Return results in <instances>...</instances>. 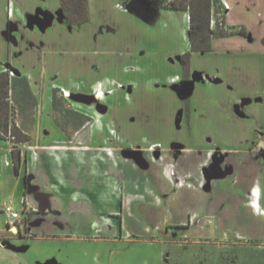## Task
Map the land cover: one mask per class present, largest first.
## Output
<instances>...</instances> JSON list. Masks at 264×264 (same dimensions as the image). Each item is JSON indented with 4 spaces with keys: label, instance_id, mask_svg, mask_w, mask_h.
Returning a JSON list of instances; mask_svg holds the SVG:
<instances>
[{
    "label": "crops",
    "instance_id": "crops-1",
    "mask_svg": "<svg viewBox=\"0 0 264 264\" xmlns=\"http://www.w3.org/2000/svg\"><path fill=\"white\" fill-rule=\"evenodd\" d=\"M222 1L229 3L228 0ZM10 2H13V18L8 11L11 7ZM115 3L119 8L126 10V14L132 16V19H136L135 24H142L150 32L152 25L158 24L160 17L168 16L183 36L181 45L174 44V49L169 54L173 55L171 57H180L190 49L188 20L186 16H178V10L162 9L161 12L166 11L158 15L156 19L145 18L146 23L139 17L140 23L139 18L124 7L122 0H88L90 19L81 25L70 27L60 15L62 0H0V61H7L10 65L18 67L29 77L32 86L49 89L60 87L69 89L71 92L84 86L94 87L96 82L107 81L108 87L113 86V83H129L137 94L140 88L147 86L152 89L155 88L156 81L160 85L169 78L180 75L182 65L179 59L172 61L169 57H161L156 61L151 56L156 52L157 41L161 46L160 42L165 40L161 35L158 37L154 35V41L149 37L143 40L142 47L147 48L146 54L141 55L143 58L137 56L136 52L127 51L125 53L127 57L121 61L114 58H101L97 62L93 56H90L88 61L82 60L79 51L75 49L84 39L90 43L91 47L93 44L97 46L102 43L104 51H109L110 48L105 41L110 40V36L114 34L115 24L109 21H100L96 24V21L98 22L100 18V12H106ZM49 13H56L59 17L53 21ZM48 18L51 20L50 24L42 26L41 23ZM11 22L20 26L18 31L12 34L15 40H18V44L10 37ZM30 22L35 23L36 26H29ZM100 24L106 27L103 31L99 30ZM108 25L110 26L107 28ZM28 41H42L43 46L41 49L31 50L27 46ZM166 44V49L171 48V44ZM70 49L74 52L69 55ZM216 59L207 61L210 70L218 67L219 61ZM250 63L254 66L255 72H258L257 78H261V75H264V53L251 57ZM199 64L200 62H197L194 57L193 68H201L204 65ZM95 65L100 67L98 72L93 69ZM103 69L110 72H105ZM3 70L4 68L0 66V72ZM41 81L43 84H39ZM263 83L258 82L252 88L250 84L236 80L234 84L237 86V91H230L225 84L198 88V90L206 91L207 96H211L214 105L208 109L201 105L196 110L197 114L204 111L205 115L193 118V127L190 131L186 121L181 123L182 135L185 137L181 141L182 150L178 153L165 150L167 156L170 153V157L164 159L153 156L150 150H146V153L143 151L144 155L139 156L144 159L142 166L124 156L115 141L119 140L127 147H131V142L125 143L129 141L128 139L138 138L141 141H148V137L157 135L145 128L146 124L143 120L130 121L123 108L120 109L122 112L118 117H100L94 110L86 109L96 119L99 118L98 122L91 127L94 138L89 144L65 143L69 140L66 132L53 120V134L47 132L42 135L58 136L61 142L27 146L28 154L22 153L24 160L19 173L14 167L10 142L0 137V241L4 237L8 239L13 237L8 233L9 215L4 211V206L10 204L8 199L14 197L23 186L22 180L25 173L29 176V184L28 190L25 189L26 186L23 187L24 206L26 197L29 205L33 206L35 214L41 218L46 216L51 218L53 215L51 212L54 211L61 216L63 211L75 213L79 207L81 209L83 206L81 202L87 203L86 210L92 208L95 210L99 205L111 210L123 209V206H128L131 199H142L141 195L134 196L129 191L121 192L125 184L128 189L141 178L146 187V194L152 197L149 204L154 200L162 201L161 194L168 197L172 205L174 203V218L164 219V216V226L189 223V227L185 230H190L194 222L197 221L198 224V220H202L203 228L207 230L210 227L206 225L211 224L204 221L206 218L215 217L217 225H214L212 229L214 233L226 230L245 233L244 229L247 228L238 227L241 224V218H238L250 215L256 226L261 229L260 225L264 223V155L260 154V150L264 147V138H261L258 144H252L250 140L256 132L224 129L221 120L227 117L228 109L219 100L221 98L223 101L229 96L231 102H235L242 95L263 93ZM122 102L135 103L131 96L129 99L124 97ZM178 102L174 101V113L179 105ZM195 106L198 107L197 104H193L195 109L197 108ZM80 108L85 109L84 106ZM256 112L261 121L264 117L261 105L257 107ZM161 125L165 128L163 121ZM167 133L163 132V135ZM169 134H172V130ZM98 136L106 137V139L96 140ZM207 137H213L214 142H207ZM160 138L155 140L152 138L150 142L163 141ZM219 146L222 150L229 151L235 172L205 183L202 170L211 159L208 153ZM144 171L147 173L144 174ZM254 188H259L257 197H253L251 193ZM249 197L253 200L254 207L249 203ZM56 229L61 230L58 227ZM249 237L253 241H264V236L253 238L249 235ZM0 264H29V261L15 248L0 244Z\"/></svg>",
    "mask_w": 264,
    "mask_h": 264
},
{
    "label": "rangeland",
    "instance_id": "rangeland-1",
    "mask_svg": "<svg viewBox=\"0 0 264 264\" xmlns=\"http://www.w3.org/2000/svg\"><path fill=\"white\" fill-rule=\"evenodd\" d=\"M188 1L189 0H165V4L180 2L189 3ZM221 1L222 0H217V4L213 6L212 10V17L217 21H221L223 16L226 17L224 4L223 2L221 3ZM228 2L232 6V13L229 16L230 21L244 23L248 26L250 31L254 33L255 38L264 36V0H228ZM129 6L137 14L147 16L150 19H156L158 15L166 11L164 10L161 12L160 10L162 9L159 11L157 9L153 10V3L149 0H130ZM225 7L227 6L225 5ZM126 12V10L116 6L115 3L110 6L106 12L102 11L99 13L100 18H98L96 24H99L100 21H109L111 24H115V31L113 30L114 34L110 36V40L105 41L106 44L108 43L107 47L110 49L109 51H104L105 48L101 46L102 43H99L97 46L93 44L91 47L90 43H87L84 39L83 42H79V46H76L77 49L74 48L75 51H79V56L82 57V60L86 59V61H88L90 56H93L96 58V61L101 58H114L121 61L123 58L127 57L125 55L127 51L136 52L138 54L137 56L144 55L147 52V48L144 49V47H142L143 40L149 37V39L154 41V35L157 37L161 35L165 40L160 42L161 46H159V41H157L158 46L156 47V52L151 55L153 59L156 61L160 60L161 57H169L172 61L177 59V57H171L173 55L169 54L172 49H174V44H182L183 36L168 16L164 17L163 15L160 17L158 24L152 25L154 29L152 28L150 32L146 30L145 28L147 27H144L142 24H135L136 19H132V16L126 14ZM178 12V16H186L189 26V11L178 10ZM133 14L136 15L137 18L140 17L142 21L146 23L143 16H139L135 13ZM140 18L139 21L141 23ZM101 26L100 24L99 30H101ZM109 26L110 25H108L107 28ZM238 41L239 46L242 48L249 49V46H251L245 39H239ZM214 42L216 44L215 49L218 51L224 49V47H233L236 44V39L217 40ZM166 43H169V45L171 44V48L166 49ZM259 46L261 45H258V47ZM251 48L253 49L254 47L251 46ZM113 49L114 51H112ZM72 52H74V50L70 49L68 54L70 55ZM148 56L149 55H147V57ZM205 64L209 66L207 62H205ZM181 67V75L184 78V75L189 74V71L185 70L184 72L183 66ZM103 70L105 72H110L105 69ZM263 77L264 75H261V78H257L256 82H261L262 84V82H264ZM175 79H177V77H175ZM104 82L107 83V81ZM156 82L154 84L155 88L151 89L145 85L146 87L140 88L137 94L133 93L131 97L134 99L135 103H124V106L119 108L125 109L126 116L130 121L137 122L143 120L146 124V129L155 132L157 136H162L164 128L161 122L165 120V117L167 119L170 117L173 118L174 116V107L172 105L174 104V94H170V92L166 90L162 91L161 87H159ZM39 84H43V82L41 81ZM184 85L188 87L190 84L187 82ZM33 89L39 97V106L37 107L38 124L33 131L32 145L61 142L58 136L48 137L42 135L47 132L53 134V88L49 89L47 87L33 86ZM59 89V96L64 97L72 108L85 115L90 114L86 109L94 110L97 107V103L101 104L100 100L97 101V103L92 101L88 103V106H84L85 109L80 108L82 105L79 104L69 89ZM73 91V93H75L81 91V89L77 88ZM106 91L107 89L103 91L100 90L101 94L99 92L95 94L100 96ZM184 93L187 95V88L184 90ZM85 97L88 98H84V100L90 99L87 95H85ZM95 98L97 99L96 96ZM94 111L100 117H107L104 113H99V111L97 112L96 110ZM90 118L91 120L86 122L79 131L72 132V129H69L72 133L70 135L66 133L69 140L65 143H91L94 138L92 136L91 127L98 122L99 118L96 119L94 116ZM166 138V135L163 136L164 142L167 140ZM97 139L105 140L106 137L98 136L96 137V140ZM128 140L129 141L125 143L131 142V147H127L119 140H116L115 144L116 146H120L119 149L122 152H127L129 155H132L129 158L135 161L133 157L144 155L142 148L139 147L141 140L138 141V138H131ZM166 143H170V147L167 146L168 149L165 147L166 151L169 152V150L171 151L174 149L173 142L166 141ZM27 146L30 145L26 144L21 146L23 155L28 154ZM165 150L152 151V155L156 157L158 153V159L160 157L162 159L170 157V153H168L167 156ZM210 154L213 155L214 152L211 151ZM213 161L214 159H210L209 164ZM23 165H25V163ZM145 173H147V171H144V174ZM28 180L29 176L25 173L22 180L23 186L20 187L14 197L12 196L8 199V202H10V204L12 203L19 212H22L24 208L23 187H25L26 182L27 186L25 189L28 190ZM123 191L124 193H126V191L128 193L129 191V193L131 192L134 196L141 195L142 199H131L128 206H123V209L117 208L114 210L103 205L96 207L99 209L95 208L94 210V208H92L86 210L85 204L87 203L81 202L83 206H81V209L79 207L75 213L63 211V215L61 216L60 213L54 211L51 212V214H53L51 218L46 216V218L40 217L39 219H37L38 216L35 214L33 206L31 204L29 205L25 197L26 204L21 214L22 220L18 222L19 231L14 233L12 227L9 226L8 233L13 237L9 239L4 237L3 240L0 241V244L18 250L19 253L29 261V264H242L243 258L244 260L248 258L251 259L253 250L259 249L264 251V241H253L249 237V235L253 236V238H260L257 236L263 237L264 223L260 225L261 229H259L250 215H244L238 218H241V224L238 227L242 229L244 227L247 228L244 229V232L249 235L237 230H226L214 233L212 229L214 225H217V222L215 217H212L206 218L204 221L207 223L209 222L211 225L213 224L212 227L211 225H206V227H210L207 230L203 228L204 224L202 220H198L197 224L194 218L196 222H194L193 228L190 230L174 229L177 233L171 237L170 234L166 235V231H170L169 227L173 226H164L163 222L164 216V219L174 218V203L172 205L168 197L161 194L162 201L158 202L154 200L150 205L149 202L152 200V197L146 194V187L141 178L137 180V183L130 185L128 189L127 184H125L121 192ZM248 199L249 203L252 204L253 200L250 197ZM252 206L254 207L253 204ZM34 220H36L35 224H33ZM31 226H33V230ZM228 226L236 228L232 225ZM57 227L61 230H57ZM3 242H6V244ZM257 244L258 246H256Z\"/></svg>",
    "mask_w": 264,
    "mask_h": 264
},
{
    "label": "flooded vegetation",
    "instance_id": "flooded-vegetation-1",
    "mask_svg": "<svg viewBox=\"0 0 264 264\" xmlns=\"http://www.w3.org/2000/svg\"><path fill=\"white\" fill-rule=\"evenodd\" d=\"M130 0H128L129 3ZM123 2V1H122ZM153 3L152 9L156 10V5H157V0H151ZM224 4V9H225V14L226 17L223 16L221 21L215 20L213 17L211 19V28L212 31L210 32V39H211V50L209 51H195L193 50L192 43L190 40V49L183 53L180 57H177V59L180 60L181 65L183 66L184 72L185 70L189 71V74H185L184 78L182 77V73L180 75H175L178 76L177 79H175V76L172 78H169L166 82L164 83H159L157 84L159 87H161L162 91L166 90L170 92V94H174V101H179V105H177V108L175 109V113L173 118H167L165 117V120H163V125L165 124L164 132L167 134L162 135L160 139H163V136L166 135V141L171 143L173 142V150L172 152L178 153L182 150L183 144L181 141L185 138L182 135V124L184 121L187 122L188 125V130L190 131L193 127V118H200L204 114L200 113L197 114L196 110L200 108L201 105L206 106L205 108L208 109L214 105L212 102L213 99L211 96H207V92L201 91L200 89L202 88H208L212 86H218V85H226V87L230 91H237V86L234 84V81H241L244 84H250L252 88L257 84V74L258 72H255V69L253 68L252 64L250 63L251 57L254 58L255 55L257 54H263L264 53V36L261 38H255L254 33L250 31L248 26H246L244 23L241 22H233L228 19L230 16L232 6L228 3V7H225V2ZM217 4V3H216ZM11 7L13 6V2H10ZM10 7L9 14L13 18L14 15V8ZM125 7V6H124ZM135 14L133 10H129ZM159 11V10H158ZM57 13V12H56ZM56 13H49L53 21L57 20L56 18L59 17L58 14ZM61 17H63V20L68 24V26H73V25H81L85 22H87L90 19V13H89V18L87 21L82 22V23H77V24H70L68 22V15L67 12L65 11L62 3V8H61ZM139 16H143L144 18H147V16L137 14ZM213 16V15H212ZM55 17V18H54ZM191 18V17H190ZM226 18V20H225ZM43 19V18H41ZM191 20V19H190ZM10 30L9 32L11 33V38L18 44V40H15L14 36L12 35L14 31H18L19 25L17 23L11 22L10 23ZM29 26H36L35 23L30 22ZM31 27V28H32ZM106 28L104 25L101 26V30ZM220 32L223 34L219 36ZM188 33H189V39H190V34H191V21H189V26H188ZM226 39H236V44L234 45L235 47L231 48H226L222 50L216 51L215 49V42L217 40H226ZM239 39H245L246 42L249 43V45L253 46L254 48L252 49L251 46H249V49L242 48L239 46ZM258 45H261L258 47ZM27 46L31 50H37L41 49L43 46V42H35V41H28ZM189 53V60L188 63L186 64L184 62V56ZM213 53V55H212ZM196 55V56H195ZM197 59V62H200L199 65H203V67H197L193 68L192 62L193 58ZM217 58V59H216ZM176 59V60H177ZM218 60V67L215 70H210L205 63L208 60ZM203 60V61H200ZM213 62V61H212ZM264 64V63H263ZM0 66L4 68L3 71L9 72L11 76H22L26 75L22 73L18 67H14L10 65L7 61H0ZM97 68V69H96ZM16 69V71H14ZM95 71H99L100 67L99 65H95L93 67ZM30 80V79H29ZM189 83L191 90L189 89V94L188 96L185 95L184 89H185V83ZM196 82V84H195ZM32 85V84H31ZM169 85V86H167ZM33 87V86H32ZM173 87V89H172ZM54 88H60V87H54ZM53 88V89H54ZM198 88H200L198 90ZM81 91H77L75 93L72 92L73 96H75L76 100L81 104L82 106H88V103H91L94 101L97 103V101H101L100 103H97L96 110L99 113H104L107 116H114L118 117L120 115V109L119 107L124 106V97L126 99H129V96H131L134 93V88L132 87L131 84L129 83H124V82H119V83H113V86L108 87L106 85V82H96L95 86H91L86 88L85 86L80 88ZM90 89V90H88ZM107 89L105 93L102 95H96V92H100V90ZM188 91V90H187ZM36 93V92H35ZM84 94V95H83ZM85 95L89 96L90 99H85L88 98L85 97ZM97 97V99L95 98ZM211 98V100H210ZM226 100V101H225ZM220 98L219 102L223 105H225L226 109H228L227 117L223 118L222 121V126L224 129H231V130H237V131H253L256 132L255 136L250 140L252 144H258L261 138H264V117L262 118L261 121L258 119V113L256 112V109L259 105L262 107V114L264 113V92L259 94L253 93L252 95H242L240 98L236 99L235 102H231L230 97H226V99ZM128 102H126L127 104ZM193 104H197L196 109L193 107ZM52 105H53V100H52ZM174 107V104H172ZM54 111V108H53ZM89 113V112H88ZM172 115V114H171ZM91 117L92 115H87ZM264 116V114H263ZM175 119V120H174ZM254 121V122H253ZM259 122V125H258ZM173 125V126H172ZM172 126V127H171ZM175 129V130H174ZM170 130H172V134L170 133ZM79 131V130H78ZM65 132V131H64ZM175 135V136H174ZM149 140H138L140 141L139 147H141L146 153V150L152 151H158V150H165L167 146L170 147V143H166V141H160L157 140V142L151 143V139L153 138H159L158 136H152L148 137ZM169 140V141H168ZM206 141L209 143L214 142L213 137H207ZM147 146V147H145ZM168 149V147H167ZM213 155L208 153V155L211 157V159H214L213 162H210V164L206 165L203 170H202V176L205 181V183H209L213 179H220L229 173L235 172V167L232 165L230 161V153L229 151H224L219 147H217ZM260 154L264 155V147L260 150ZM222 167V168H221ZM208 185V184H207ZM253 190L251 191V193ZM250 193V194H251ZM38 217L37 219H39ZM36 219V220H37ZM33 221V224H35V221ZM173 227H169L170 231H166L167 234H170V236H174L177 232L174 231V229H181L185 230L187 227H189V223L186 224H170ZM168 225V226H170ZM32 227V226H31ZM179 233V232H178Z\"/></svg>",
    "mask_w": 264,
    "mask_h": 264
},
{
    "label": "trees",
    "instance_id": "trees-1",
    "mask_svg": "<svg viewBox=\"0 0 264 264\" xmlns=\"http://www.w3.org/2000/svg\"><path fill=\"white\" fill-rule=\"evenodd\" d=\"M122 1L128 10H132L128 0ZM188 2L165 4V0H157L156 9L189 11L190 40L193 50L209 51L211 50L212 10L217 0H189ZM62 3L70 24L88 20V0H62ZM221 35L223 34L220 32L219 36ZM188 60L189 53L184 56L186 64ZM59 92V88L53 89L54 120L63 131L70 135L78 131L91 118L72 108L64 97L59 96ZM38 106L39 97L27 75L11 76L9 72H0V137L12 144L14 167L18 173L24 160L21 146L32 145L33 142V131L38 124ZM69 129H72V132ZM242 264H264V251L253 250L251 259L243 258Z\"/></svg>",
    "mask_w": 264,
    "mask_h": 264
},
{
    "label": "built area",
    "instance_id": "built-area-1",
    "mask_svg": "<svg viewBox=\"0 0 264 264\" xmlns=\"http://www.w3.org/2000/svg\"><path fill=\"white\" fill-rule=\"evenodd\" d=\"M225 5L228 7L227 2H225ZM24 208H25V206H24ZM24 208H23V211H24ZM4 211L9 215V226H11L12 229L14 227H18V222H20L22 220L21 214L23 213V211L22 212L17 211L12 204L5 205ZM18 229H19V227H18Z\"/></svg>",
    "mask_w": 264,
    "mask_h": 264
},
{
    "label": "water",
    "instance_id": "water-1",
    "mask_svg": "<svg viewBox=\"0 0 264 264\" xmlns=\"http://www.w3.org/2000/svg\"><path fill=\"white\" fill-rule=\"evenodd\" d=\"M50 22H51V20L48 18V20L47 21H45V22H43V23H41L42 24V26H46V25H49L50 24ZM185 87V86H184ZM187 88V95L186 96H188V94L190 93L189 92V89L191 90V88L192 87H190V86H186L185 87V89ZM184 89V90H185ZM123 155L124 156H126L127 158H129L130 156H132V155H129L127 152H123ZM157 156L156 157H159L158 156V153L156 154ZM134 159H135V161L140 165V166H142V164H143V162H144V159L143 158H141V157H133ZM25 186H27V184H26V182H25ZM44 207H42V209H43ZM4 244H6V242H3Z\"/></svg>",
    "mask_w": 264,
    "mask_h": 264
},
{
    "label": "clouds",
    "instance_id": "clouds-1",
    "mask_svg": "<svg viewBox=\"0 0 264 264\" xmlns=\"http://www.w3.org/2000/svg\"><path fill=\"white\" fill-rule=\"evenodd\" d=\"M252 194L253 197H257L259 195V188H254Z\"/></svg>",
    "mask_w": 264,
    "mask_h": 264
},
{
    "label": "bare ground",
    "instance_id": "bare-ground-1",
    "mask_svg": "<svg viewBox=\"0 0 264 264\" xmlns=\"http://www.w3.org/2000/svg\"><path fill=\"white\" fill-rule=\"evenodd\" d=\"M18 227H14L13 229H12V231L14 232V233H16V232H18Z\"/></svg>",
    "mask_w": 264,
    "mask_h": 264
}]
</instances>
